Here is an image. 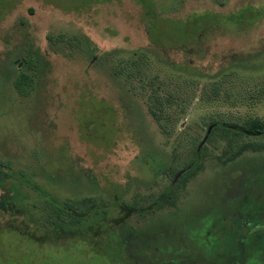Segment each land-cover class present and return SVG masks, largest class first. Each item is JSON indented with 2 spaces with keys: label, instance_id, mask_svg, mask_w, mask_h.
<instances>
[{
  "label": "rangeland",
  "instance_id": "1",
  "mask_svg": "<svg viewBox=\"0 0 264 264\" xmlns=\"http://www.w3.org/2000/svg\"><path fill=\"white\" fill-rule=\"evenodd\" d=\"M149 1L159 46L137 0H0V264H264V137L209 139L264 119V0ZM171 19L219 24L187 51ZM152 88L180 95L172 135Z\"/></svg>",
  "mask_w": 264,
  "mask_h": 264
},
{
  "label": "trees",
  "instance_id": "2",
  "mask_svg": "<svg viewBox=\"0 0 264 264\" xmlns=\"http://www.w3.org/2000/svg\"><path fill=\"white\" fill-rule=\"evenodd\" d=\"M137 3L143 8L144 10V19L147 22L148 25V35L149 39L155 43L157 46H159L157 39H154V37L157 34L163 35V29L162 25L159 24V18L157 16V10L156 5L153 2L150 3L149 0H137ZM231 16V15H230ZM264 16L263 12H257L256 14V21L258 19H261ZM245 18V15L242 17ZM230 20L233 19V17L229 18ZM206 20V19H205ZM238 22H240V19H236ZM253 21V23L255 22ZM199 23L196 24L195 21H183V20H173L169 21V27L174 28L176 32L174 34H187V32H190L191 27H195V30L192 31L191 37L184 41H178L175 43H171L172 48H182L184 50L190 51L194 50L198 43L200 42L201 35L203 31H208L212 29L213 27H216L219 22H205L204 20H197ZM192 22H195L194 25L191 24ZM173 34V35H174ZM139 59H137V62ZM139 70V69H136ZM156 79V78H155ZM157 80V79H156ZM159 88L162 89V87L159 85ZM158 88H152L151 92L149 93V100H148V107L149 112L154 118V120L159 124L161 130L163 133L167 135H172L176 129L178 118L179 116L175 114L174 107L177 104L178 99L180 98V95L175 93L173 91H168L166 94H163L162 90ZM214 91L216 93H219L220 90V84L214 85ZM184 110H182V113ZM211 123V122H210ZM215 124V128L212 129L211 134H209L210 141L213 139L214 135L218 131H225L227 132L225 134L226 139L229 141V144L226 145L228 147L225 149L222 153V157L225 161H231L236 159L240 154H242L246 149L251 148L255 146L256 144L252 141H246V139H252L253 137L261 138L264 137V119L260 117H248L246 119H243L240 124H233L231 122L226 121H215L213 122ZM192 143L194 144V139H192ZM205 147H203L201 150H196L193 147H189L186 152H183V154L175 155V159L173 164L171 165L172 171H176L177 168H185L188 165L196 166L200 162V157L202 155V152ZM180 158H183V163L181 165H177L176 162L180 160ZM5 169V164L0 159V170ZM70 204L67 206L66 204H63L61 202H58L55 206L59 210H55V213L59 216L60 219H65L68 214L67 208L79 210L82 209V204L86 202H90V205H94L95 200L92 199H82L78 201L70 200L68 201ZM23 235H28L29 237L33 238L34 240L41 241V239L34 237L32 233H29L28 231H23Z\"/></svg>",
  "mask_w": 264,
  "mask_h": 264
},
{
  "label": "flooded vegetation",
  "instance_id": "3",
  "mask_svg": "<svg viewBox=\"0 0 264 264\" xmlns=\"http://www.w3.org/2000/svg\"><path fill=\"white\" fill-rule=\"evenodd\" d=\"M245 210L247 211V210H249L248 208H245ZM257 210V209H256Z\"/></svg>",
  "mask_w": 264,
  "mask_h": 264
}]
</instances>
